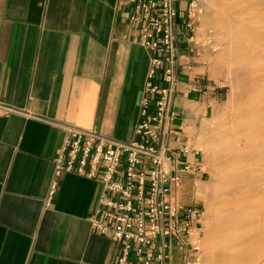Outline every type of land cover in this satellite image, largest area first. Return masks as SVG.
<instances>
[{
	"label": "crops",
	"instance_id": "0c3cea01",
	"mask_svg": "<svg viewBox=\"0 0 264 264\" xmlns=\"http://www.w3.org/2000/svg\"><path fill=\"white\" fill-rule=\"evenodd\" d=\"M189 1L178 3L180 24ZM132 14L127 0H0V105L17 111L0 108V264H115L117 242L90 222L100 182L63 174L47 200L65 139L57 124L136 138L150 54ZM177 47L175 127L191 141L223 90L208 56L189 53L183 30ZM202 178L184 181L183 206L203 203Z\"/></svg>",
	"mask_w": 264,
	"mask_h": 264
},
{
	"label": "built area",
	"instance_id": "2783aa9c",
	"mask_svg": "<svg viewBox=\"0 0 264 264\" xmlns=\"http://www.w3.org/2000/svg\"><path fill=\"white\" fill-rule=\"evenodd\" d=\"M130 22L150 54L140 119L129 142L105 136L96 129L57 124L65 132L55 158V172L47 204L53 200L63 174L100 182L99 206L90 218L93 228L114 239L119 251L115 264H201L204 207L183 206L179 191L189 177L201 176L200 152L175 127L174 99L181 62L178 39L183 30L189 53L202 57L196 38L203 13L201 0H190L179 23L180 0H127ZM181 27V28H180ZM7 113H17L0 105ZM173 143L181 144V147Z\"/></svg>",
	"mask_w": 264,
	"mask_h": 264
},
{
	"label": "rangeland",
	"instance_id": "374dc122",
	"mask_svg": "<svg viewBox=\"0 0 264 264\" xmlns=\"http://www.w3.org/2000/svg\"><path fill=\"white\" fill-rule=\"evenodd\" d=\"M252 3L255 6L257 3L264 5V0H201L203 13L197 23L196 38L200 43L201 56H208L212 78L223 90L222 100L195 129L190 141L191 147L200 152L199 161L204 171L203 182L200 183V195L203 200L200 206L204 207L205 211L201 264H264V236L259 238L261 230L252 229L257 225L256 220H259V225L263 222L264 231V218L261 219L264 214V160L261 161L250 154L245 138H234L231 133L221 138L225 125L230 118L233 117L234 120L239 116L243 104L248 103L259 90L264 94V68L261 64L252 62L249 58L251 56L247 55L239 42L229 37L231 33L234 34L233 38L236 34L242 36L240 28L249 30L244 26V22H241L239 15L240 11L243 12V5L246 9L255 7ZM243 18H248V15L245 14ZM261 26L264 27V19ZM238 51L240 56H246L238 58L235 54ZM257 66L258 68H255ZM223 146L232 153L231 169L239 171L241 179L254 177L253 180L242 182L234 180L229 191L221 175V168L225 165L221 159ZM188 193L190 185L185 182L182 194ZM223 218L229 221L224 230L221 229ZM256 237L261 240L257 242ZM224 241L231 246L229 251L233 254L229 253L228 257L233 260L219 253L209 254L211 248L217 243L224 244ZM254 246L258 249H253ZM240 251L242 255L239 254ZM177 260L179 257L176 258V263Z\"/></svg>",
	"mask_w": 264,
	"mask_h": 264
},
{
	"label": "bare ground",
	"instance_id": "6f19581e",
	"mask_svg": "<svg viewBox=\"0 0 264 264\" xmlns=\"http://www.w3.org/2000/svg\"><path fill=\"white\" fill-rule=\"evenodd\" d=\"M252 4L254 5V3H252ZM229 5H230V3H229ZM243 6L241 7V8H243V12L240 11L241 15H239V17H240L241 22H244V26L246 28H248L249 30L240 28V32L243 33L242 36L241 35L238 36V34L235 33L236 36H235V38H233L234 34L231 33L232 35H230L229 37H230V39L236 40L239 42L241 47L246 50L247 55L251 56L249 58L252 62L255 61L254 63L261 64V67L264 68V27L262 28V26H261V21L264 19V5H261V4L258 5V3L256 4V6L254 5L255 7H252L251 5H249L250 7H252V8L249 7L250 9H246ZM230 8L231 7H229L228 9L231 10ZM245 14L248 15V18H243V17H245ZM233 16H231V17H233ZM224 21H225V19H224ZM229 22H232V21H229ZM233 29H231L230 31L233 32ZM228 33H230V32L228 31ZM226 34H225V36H226ZM235 54L238 58L246 56V54H243L242 56H240L239 51L237 53L235 52ZM252 62H250V64ZM255 68H258V66ZM227 133H231L234 138H245L246 145H247L246 147H248L250 149V154L254 155L255 157L260 158L261 161L264 160V94L262 92H260V90H259V92H256L255 96L252 97V99L249 100L248 103L243 104V106L240 109L239 116L236 119L233 120V117L229 119L228 123L225 125V131L222 132V134H221V138L224 137ZM231 151H233V149ZM231 154H230V151L228 150V148L226 146H223L221 148V159L225 163V165H223V167L221 168V175H222V180L226 184L228 191H229L230 187H233V181L234 180H235V182L238 180H241V182H242V180H253L254 179V177L249 178V179H245V178L241 179L240 172L239 171H233L231 169V166H230V162H231V158H232ZM262 204H264V203H262ZM259 216H258V218H259ZM261 217H262L261 219H263L264 214L261 215ZM256 221H257V225H254L252 227V229L256 230V231L259 229L261 230V231H259V232H261V234L258 235V237L260 238V237L264 236V231H262L263 222L261 225H259L260 221L259 220H256ZM228 223H229V221H227V218H225V219L223 218V223H221V229L224 230L225 226ZM251 240H253V238ZM255 240L258 242L261 239L258 240V238H257ZM224 242H225L224 244L217 243L213 248H211V246H213V244H214L213 243L210 246L211 249L209 250V254L214 255V254L219 253V254L226 256L228 259L233 260V258L228 257V254L231 252V251H229L231 246H229L227 244L228 242H226V241H224ZM253 249H258V248H257V246H254ZM230 254H233V252ZM239 254L242 255L241 251ZM210 259H209V261H210ZM241 264H243V263L241 262Z\"/></svg>",
	"mask_w": 264,
	"mask_h": 264
}]
</instances>
